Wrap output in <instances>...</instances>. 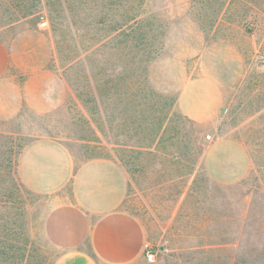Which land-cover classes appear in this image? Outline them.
<instances>
[{
	"label": "rangeland",
	"instance_id": "rangeland-1",
	"mask_svg": "<svg viewBox=\"0 0 264 264\" xmlns=\"http://www.w3.org/2000/svg\"><path fill=\"white\" fill-rule=\"evenodd\" d=\"M74 1L0 0V264H264V0ZM41 138L106 166L32 190Z\"/></svg>",
	"mask_w": 264,
	"mask_h": 264
},
{
	"label": "crops",
	"instance_id": "crops-1",
	"mask_svg": "<svg viewBox=\"0 0 264 264\" xmlns=\"http://www.w3.org/2000/svg\"><path fill=\"white\" fill-rule=\"evenodd\" d=\"M4 74L5 69L1 65L0 78ZM193 113L191 117L197 119ZM100 165L106 166V163L90 161L77 168L71 151L58 142L41 138L23 148L19 155L18 172L21 181L32 190L55 193L66 188L71 182L78 181L91 167ZM56 264H97V262L87 252L73 250L63 254Z\"/></svg>",
	"mask_w": 264,
	"mask_h": 264
},
{
	"label": "built area",
	"instance_id": "built-area-1",
	"mask_svg": "<svg viewBox=\"0 0 264 264\" xmlns=\"http://www.w3.org/2000/svg\"><path fill=\"white\" fill-rule=\"evenodd\" d=\"M42 26L46 25V22L42 21ZM146 260L149 264H156L157 263V252L153 247H146L145 251Z\"/></svg>",
	"mask_w": 264,
	"mask_h": 264
},
{
	"label": "trees",
	"instance_id": "trees-1",
	"mask_svg": "<svg viewBox=\"0 0 264 264\" xmlns=\"http://www.w3.org/2000/svg\"><path fill=\"white\" fill-rule=\"evenodd\" d=\"M75 3H76V0L74 1ZM134 19H129L128 21H127V23L124 25V24H121V28L122 27H124V26H126L128 23L130 24V22H132ZM120 28V27H119ZM119 30V29H118ZM2 255V253H0V256Z\"/></svg>",
	"mask_w": 264,
	"mask_h": 264
}]
</instances>
